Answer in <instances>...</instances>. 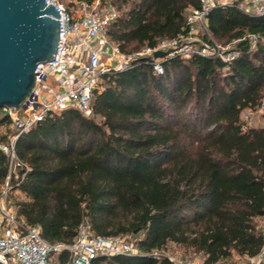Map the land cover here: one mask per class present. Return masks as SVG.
Here are the masks:
<instances>
[{
	"label": "trees",
	"instance_id": "16d2710c",
	"mask_svg": "<svg viewBox=\"0 0 264 264\" xmlns=\"http://www.w3.org/2000/svg\"><path fill=\"white\" fill-rule=\"evenodd\" d=\"M100 1L120 12L109 36L125 54L187 34L188 12L201 8L200 0ZM207 31L222 45L241 39L239 56L228 65L169 59L162 73L140 58L103 75L92 116L68 109L21 134L15 149L29 170H17L8 193L24 196L14 204L18 220L39 227L50 244L71 245L84 222L95 236L141 235L139 254L92 264H175L164 254L169 244L203 264L261 254L255 220L264 216V125L249 127L242 113L264 97V15L216 5ZM250 34L258 36L254 48ZM0 126L12 127L2 110ZM8 174L0 151V196Z\"/></svg>",
	"mask_w": 264,
	"mask_h": 264
},
{
	"label": "built area",
	"instance_id": "2783aa9c",
	"mask_svg": "<svg viewBox=\"0 0 264 264\" xmlns=\"http://www.w3.org/2000/svg\"><path fill=\"white\" fill-rule=\"evenodd\" d=\"M59 12V42L55 60L38 65L36 87L25 107L19 110L3 109L9 116L17 134L7 143H0L2 151L9 159V174L4 191L0 196V262L3 264H92L98 256H134L139 254L131 235L95 236L88 222H84L77 238L71 245L48 243L41 235L39 227L27 225L18 220L15 210L8 205L10 179H18V169L29 170L17 156L16 141L37 122L50 114H58L72 109L86 117L93 115L94 93L100 89L102 77L106 73L125 71L135 66L140 58H150L156 73L163 72L162 63L169 59H190L194 56L221 60L230 64L239 52L225 49L212 39L207 31V16L216 5H234L248 14L264 15V0H200L201 8L191 10L187 18L190 28L187 34L174 39L160 40L155 47H145L139 52L125 54L109 36V28L119 17V12L111 5L102 6L100 0H45ZM199 26V27H198ZM202 31V34L199 32ZM207 35V36H206ZM204 36L208 40L204 39ZM251 47L258 42L256 34L247 36ZM241 39L235 41L239 42ZM164 52V57L155 58L156 52ZM245 118L264 125V97L257 109L245 110ZM66 253V262H55V258ZM175 264H203L192 260ZM249 264H264V248Z\"/></svg>",
	"mask_w": 264,
	"mask_h": 264
},
{
	"label": "water",
	"instance_id": "95a60500",
	"mask_svg": "<svg viewBox=\"0 0 264 264\" xmlns=\"http://www.w3.org/2000/svg\"><path fill=\"white\" fill-rule=\"evenodd\" d=\"M60 16L45 0H0V110L24 108L33 96L38 65L55 60Z\"/></svg>",
	"mask_w": 264,
	"mask_h": 264
},
{
	"label": "rangeland",
	"instance_id": "374dc122",
	"mask_svg": "<svg viewBox=\"0 0 264 264\" xmlns=\"http://www.w3.org/2000/svg\"><path fill=\"white\" fill-rule=\"evenodd\" d=\"M233 0H227V2H231ZM109 5V4H107ZM111 7H113L114 9H116L114 6L111 5ZM191 14V10L188 12L187 17H189ZM120 15V12H119ZM199 27V26H198ZM200 31V30H198ZM200 34H202V31L199 32ZM236 44L237 42H232L229 43L227 45H222L225 49H229V50H234L236 48ZM246 112L243 111L242 113V119L249 125V127H259L261 125H263L261 123V121L259 120H255L253 123H250L246 120L245 114ZM4 115H6V113H4ZM12 134L13 133V128L12 127H7V126H0V136H2L3 134ZM8 200V205L10 207H12L14 209V204L17 201H21L24 200V196L19 194L18 192H14L13 196L10 195V197L7 199ZM255 225L257 227V229L261 232L264 233V216L259 217L255 220ZM141 235H132L131 241L132 243H135L136 240H138V238H140ZM165 255L169 256V258L178 260V261H188V260H192L195 261L197 263H202V257L198 254H195L194 252H192L191 250H187L183 247L177 246L175 244H169L167 251L164 253ZM56 262V260H55ZM234 264H249V258H238L235 257L234 258Z\"/></svg>",
	"mask_w": 264,
	"mask_h": 264
}]
</instances>
